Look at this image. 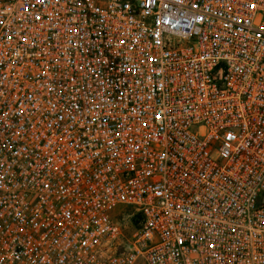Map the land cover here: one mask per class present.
Segmentation results:
<instances>
[{
    "label": "built area",
    "instance_id": "2783aa9c",
    "mask_svg": "<svg viewBox=\"0 0 264 264\" xmlns=\"http://www.w3.org/2000/svg\"><path fill=\"white\" fill-rule=\"evenodd\" d=\"M0 264H264V0H0Z\"/></svg>",
    "mask_w": 264,
    "mask_h": 264
}]
</instances>
